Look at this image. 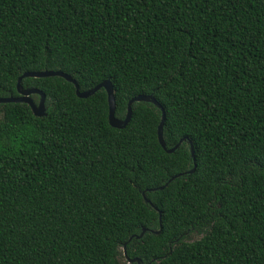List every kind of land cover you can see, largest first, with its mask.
I'll return each mask as SVG.
<instances>
[{"label": "trees", "instance_id": "16d2710c", "mask_svg": "<svg viewBox=\"0 0 264 264\" xmlns=\"http://www.w3.org/2000/svg\"><path fill=\"white\" fill-rule=\"evenodd\" d=\"M42 70L110 80L121 119L153 94L182 143L152 102L115 128L104 88L24 78L47 115L0 104V264H264V0H0V97Z\"/></svg>", "mask_w": 264, "mask_h": 264}, {"label": "water", "instance_id": "95a60500", "mask_svg": "<svg viewBox=\"0 0 264 264\" xmlns=\"http://www.w3.org/2000/svg\"><path fill=\"white\" fill-rule=\"evenodd\" d=\"M51 76H61V77L65 78L66 80H68L69 82H72L76 87L77 95L81 98L90 97L93 94H95L98 90H100L101 88H104L108 94L109 122H110V125L115 127V128H124L128 125V123L130 122V120L132 118V105L135 102L144 101V102L154 103L158 108L162 109V113H163L162 114V122L160 123L159 128H158V138H159L161 145L169 153L174 152L181 145L182 141H180L177 145H175L172 148L167 147L166 141L164 139L165 111H164V108L162 107V105L160 104V102L155 98V96L153 94H150V95L140 94V95L133 97L128 103V112H127L125 118H123V119L118 118L116 116V107L117 106H116L115 89H114L113 83L110 80H105V81L101 82L100 84L96 85L95 87H93L91 89L81 91L78 81L72 75L65 73L61 70L26 71L18 79V83H17L18 95L17 96L11 95L8 97H0V104H3V103H26V104L30 105L33 113L36 116H38V117L46 116L47 115V107H46V98L47 97H46V94L38 88H25L22 84V80L26 77H51ZM34 94H38L40 96V99L38 102H36L35 99L33 98ZM191 151H192L193 160L195 161V159H196L195 150H194V146L192 144H191ZM195 169H196V164H195L194 168L192 170H190V173H193L195 171ZM180 175L181 174L173 176L172 178H170V180L165 185L154 188L152 190L164 189L171 181H173L176 177H179ZM144 197H145V200L147 202L151 203V201L146 197L145 193H144ZM161 215L162 214L160 213V225L162 222V219H161L162 216ZM161 229L154 231V233H156V234L160 233ZM146 231H147V229L144 228L143 231L141 232V234L137 235L136 237L137 238L143 237V235L146 233ZM130 239H132V238H130ZM123 248H124L125 257H126V259L129 260V262H135L136 261V262H138V264H142L141 258H138V257L130 258L129 257L128 252H127V243L124 244ZM148 264H152V263H148Z\"/></svg>", "mask_w": 264, "mask_h": 264}, {"label": "rangeland", "instance_id": "374dc122", "mask_svg": "<svg viewBox=\"0 0 264 264\" xmlns=\"http://www.w3.org/2000/svg\"><path fill=\"white\" fill-rule=\"evenodd\" d=\"M201 237V235H198V234H192L188 239L189 240H195V239H198V238H200ZM124 259H125V257H124Z\"/></svg>", "mask_w": 264, "mask_h": 264}]
</instances>
